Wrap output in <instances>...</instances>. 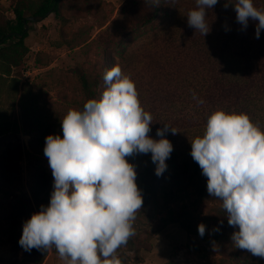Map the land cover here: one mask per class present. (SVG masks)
<instances>
[{
    "label": "rangeland",
    "instance_id": "1",
    "mask_svg": "<svg viewBox=\"0 0 264 264\" xmlns=\"http://www.w3.org/2000/svg\"><path fill=\"white\" fill-rule=\"evenodd\" d=\"M15 1L0 0V25L15 17ZM172 1L144 26L129 0H60L61 18L51 12L28 23V53L11 76L0 78V264H67L52 248L41 263L30 262L27 254L39 257L44 250L25 251L18 241L23 223L49 203L53 177L43 152L45 137L62 136L60 120L69 109L83 107L76 69L99 78V98L104 73L115 65L135 81L141 105L152 116L149 135L159 139L156 130L164 124L176 131L165 136L180 168L188 170L177 171L180 181L165 177L150 206L136 213V234L116 253L122 264H220L222 259L223 264H264V258L235 263L224 255L251 253L235 247L232 234L238 229L228 224L222 202L199 192V182L188 177L190 143L203 134L214 110L246 113L264 130V68L232 46L221 53L208 45L196 50V30L187 23L195 0ZM233 4L228 0L208 12L210 34L225 21L247 32L264 53V30L255 38L256 22L249 20L244 28ZM254 6L264 9V0H254ZM150 155L126 159L138 173L154 166Z\"/></svg>",
    "mask_w": 264,
    "mask_h": 264
},
{
    "label": "clouds",
    "instance_id": "2",
    "mask_svg": "<svg viewBox=\"0 0 264 264\" xmlns=\"http://www.w3.org/2000/svg\"><path fill=\"white\" fill-rule=\"evenodd\" d=\"M218 0H195L187 14L190 27L205 36L208 12ZM237 21L255 23V38L264 30V9L254 0H235ZM105 89L81 109L60 120L62 136L45 137L44 155L53 177L49 203L22 226L19 245L55 248L67 264H122L117 250L135 236L134 221L143 197L135 166L127 157L151 154L155 174L162 175L173 151L164 124L149 135L153 119L139 99L135 81L119 65L103 76ZM193 99L204 101L193 94ZM190 155L207 178L208 194L222 202L227 222L235 227V247L264 258V130L243 112L216 109L204 132L195 137ZM205 234V225L198 224Z\"/></svg>",
    "mask_w": 264,
    "mask_h": 264
},
{
    "label": "trees",
    "instance_id": "3",
    "mask_svg": "<svg viewBox=\"0 0 264 264\" xmlns=\"http://www.w3.org/2000/svg\"><path fill=\"white\" fill-rule=\"evenodd\" d=\"M59 2L60 0L15 1L12 10L15 17L7 19L5 23L0 25V78L11 76L12 68L19 66L24 56L28 53L29 49L25 41L26 37L28 36V30L25 29V26L30 22L28 21V17L34 15H42L46 17L49 12H53L56 16L61 18ZM227 2L228 0H218L217 4H223ZM129 3L138 11L137 16L139 25L144 26L156 19V17L159 16L161 10L169 6V3L173 4V1L129 0ZM165 15H168L167 9ZM224 22L223 25L219 24V27H216L215 31H211V34L209 32L208 35L205 36H202L200 32L195 31L193 33V36L195 37L193 38V41H195L196 50L206 49L208 45L213 52L221 53L232 46L234 49H237L241 52H239L241 56H247V59L250 62L254 61L256 64L255 67L264 68V53H261L259 52L261 50H256L254 48V41L250 39L248 40V33L241 29L235 30L227 23L225 25ZM255 46L257 48L259 47L258 45ZM76 73L80 83L83 105L88 99H98V88L100 85L99 78L81 69H76ZM189 157L190 174L188 177L190 179L194 178L199 182V192L203 194L205 191L207 192V178L202 175L198 163L193 160L190 154ZM166 164L167 169L160 176L155 174L154 164V166H146L142 171L137 173L136 183L138 188L141 190L144 210L150 206L152 200L157 194L158 188L165 186V183L163 182L165 177H176L175 181H180L182 177L177 173V171H180L181 173L186 172V174L188 172V170L180 168L181 165L177 162L175 153H172L170 158L166 160ZM35 197L37 199V195ZM52 250L53 252L58 253L54 247ZM46 255L47 251H44L39 257H31V255L27 254L25 258L26 260L33 263H41ZM224 255L235 263L262 259L261 257L249 253H247V255H240L238 253L225 252ZM170 264L172 263L170 262ZM220 264H223V259L221 260Z\"/></svg>",
    "mask_w": 264,
    "mask_h": 264
},
{
    "label": "water",
    "instance_id": "4",
    "mask_svg": "<svg viewBox=\"0 0 264 264\" xmlns=\"http://www.w3.org/2000/svg\"><path fill=\"white\" fill-rule=\"evenodd\" d=\"M49 13H50V12H49ZM49 13H48V14H49ZM43 18H44V16H42V15L29 16V17H28V21H30V22H32V21H38V20H41V19H43ZM25 29H26V30L28 29V23L26 24Z\"/></svg>",
    "mask_w": 264,
    "mask_h": 264
}]
</instances>
